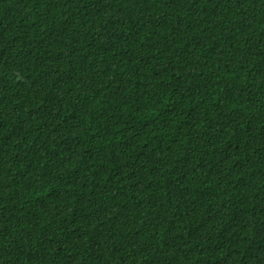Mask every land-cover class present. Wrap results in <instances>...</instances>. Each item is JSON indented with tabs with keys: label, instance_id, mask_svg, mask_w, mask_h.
<instances>
[{
	"label": "trees",
	"instance_id": "trees-1",
	"mask_svg": "<svg viewBox=\"0 0 264 264\" xmlns=\"http://www.w3.org/2000/svg\"><path fill=\"white\" fill-rule=\"evenodd\" d=\"M0 264H264V0H0Z\"/></svg>",
	"mask_w": 264,
	"mask_h": 264
}]
</instances>
